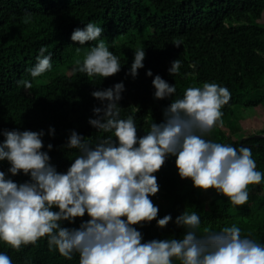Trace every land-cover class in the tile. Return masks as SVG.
<instances>
[{"label": "trees", "instance_id": "trees-1", "mask_svg": "<svg viewBox=\"0 0 264 264\" xmlns=\"http://www.w3.org/2000/svg\"><path fill=\"white\" fill-rule=\"evenodd\" d=\"M264 0H0V141L4 128H21L46 132L50 125L55 136L46 134L52 163L66 171L79 154L77 149L62 147L76 129L96 142L101 135L89 123L94 106L101 102L93 90L124 81L120 100L121 115H133L138 134L143 135L155 119H164V108L173 98L184 94L190 86H202L205 81L226 85L232 96L223 106V126L215 127L209 139L251 147L257 168L264 171V129L260 133L242 135L240 113L264 108ZM95 22L103 27L101 36L81 45L72 40V32ZM103 39L118 57L122 68L107 77H89L78 70L86 52ZM180 40L181 45L175 44ZM47 46L52 53V67L33 77L29 71L38 62L39 50ZM146 49L144 67L133 77L129 73L136 48ZM79 49V50H78ZM47 54V53H45ZM182 60L181 71L171 74L168 69L174 59ZM153 76L147 75V69ZM161 74L176 84L173 97L156 98L152 83ZM30 80L26 87L21 80ZM48 80V82H47ZM229 130V135L224 129ZM175 156H169L158 177L160 191L170 198L158 218L171 213L173 219L161 227L156 219L138 223L145 240L179 236L184 232L175 218L186 209L201 215V231L219 230L236 224L242 235H250L264 243V181L249 200L235 210L230 198L216 189H203L191 178H182ZM10 162L0 161V170L7 172ZM12 175L18 182L29 180L23 170ZM250 186V185H249ZM248 186V187H249ZM207 193L211 194L208 201ZM87 213L77 217L78 227ZM0 251H6L14 264H79L80 254L71 259L58 249L49 248L47 237L15 249L0 240ZM176 264H180L179 261Z\"/></svg>", "mask_w": 264, "mask_h": 264}, {"label": "clouds", "instance_id": "clouds-1", "mask_svg": "<svg viewBox=\"0 0 264 264\" xmlns=\"http://www.w3.org/2000/svg\"><path fill=\"white\" fill-rule=\"evenodd\" d=\"M104 31L95 22L77 27L72 40L84 45L97 40ZM176 40L177 46L181 45ZM79 50V49H78ZM37 63L29 69L37 77L52 67V53L47 46L39 50ZM47 53V54H45ZM146 49L136 48L129 73L135 77L144 67ZM182 60L174 59L168 71H181ZM122 68L120 57L103 39L86 52L78 70L89 77H107ZM153 76V70L147 69ZM20 83L31 87L30 80ZM156 98L173 97L176 84L161 74L152 80ZM124 81L95 89L92 95L101 102L94 106L89 123L101 135L96 142L76 129L70 130L65 149L79 154L66 171L52 163L46 134L55 136L56 129L4 128L0 141V161L7 159V172L0 170V240L15 249L47 237L49 248L71 259L80 254L79 264H264V243L242 235L236 224L219 230L201 231L198 211L187 209L175 218L184 228L182 235L145 240L138 223L156 219L165 227L171 213L158 217L159 205L152 196L160 189L155 174L169 156H175L182 178H191L203 189L215 188L230 198L233 205L249 200V185L264 181V171L257 168L251 147L209 139L208 134L223 126L224 105L231 100L228 86L205 81L190 86L164 108V119H155L143 135L133 115H121ZM23 170L30 179L18 182L12 175ZM78 227L73 224L77 217ZM0 264H14L6 251H0Z\"/></svg>", "mask_w": 264, "mask_h": 264}, {"label": "rangeland", "instance_id": "rangeland-1", "mask_svg": "<svg viewBox=\"0 0 264 264\" xmlns=\"http://www.w3.org/2000/svg\"><path fill=\"white\" fill-rule=\"evenodd\" d=\"M264 18V14H263ZM48 82V80H47ZM240 124L243 127L242 135L244 137L249 136L250 134L260 133L264 129V108L259 107L258 109L250 108L245 113H240ZM226 133L229 135V130L224 129ZM209 138V134H208ZM258 184L253 183L249 186V193L256 192L257 191ZM211 197L210 193H207L205 195V198L208 201ZM152 199L155 204L159 205V210H164L168 204L170 203V198L163 196L161 191L159 190L154 196H152ZM243 205H235V210H239Z\"/></svg>", "mask_w": 264, "mask_h": 264}, {"label": "water", "instance_id": "water-1", "mask_svg": "<svg viewBox=\"0 0 264 264\" xmlns=\"http://www.w3.org/2000/svg\"><path fill=\"white\" fill-rule=\"evenodd\" d=\"M257 136H259V137H263L264 135H257Z\"/></svg>", "mask_w": 264, "mask_h": 264}, {"label": "crops", "instance_id": "crops-1", "mask_svg": "<svg viewBox=\"0 0 264 264\" xmlns=\"http://www.w3.org/2000/svg\"><path fill=\"white\" fill-rule=\"evenodd\" d=\"M244 130V129H243Z\"/></svg>", "mask_w": 264, "mask_h": 264}]
</instances>
